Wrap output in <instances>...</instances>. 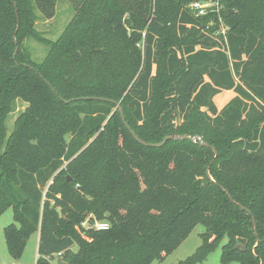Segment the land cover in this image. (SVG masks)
<instances>
[{
  "label": "trees",
  "instance_id": "1",
  "mask_svg": "<svg viewBox=\"0 0 264 264\" xmlns=\"http://www.w3.org/2000/svg\"><path fill=\"white\" fill-rule=\"evenodd\" d=\"M193 1L70 0L50 40L36 22L58 0H0V216L13 209L14 259L39 231L36 264H152L202 224L178 264L224 238L223 263L264 264V0H227L226 36ZM27 37L48 46L42 61ZM224 90L236 96L219 110ZM17 99L27 108L8 135ZM130 129L200 139L147 146Z\"/></svg>",
  "mask_w": 264,
  "mask_h": 264
},
{
  "label": "rangeland",
  "instance_id": "2",
  "mask_svg": "<svg viewBox=\"0 0 264 264\" xmlns=\"http://www.w3.org/2000/svg\"><path fill=\"white\" fill-rule=\"evenodd\" d=\"M200 1L208 4L206 8V15H204L208 17L205 21L207 27H217V25L221 24V22L222 24L227 23V20L224 16V14L227 13V8L218 11L214 5V0ZM74 13L75 11L70 0H58L56 15L53 18L46 19L38 13L36 29L43 37L48 38L50 40H55L59 37V35L64 30L65 26L72 19ZM24 46L26 51L31 55L32 59L38 62L44 59L48 51L47 45L42 44L31 37H27L24 39ZM235 96L236 92L234 90H224L214 98V101L218 109L221 110ZM26 108V102L20 99H17L15 101L14 107L6 120L8 135L12 133L15 128V122L17 118L23 111H25ZM202 111H205V109H202ZM179 123L180 121L177 120V124ZM14 221V212L12 208L7 209L0 216V255L4 261H6L7 258H12L6 244L4 228L7 225L13 223ZM206 231L207 230L204 225L198 224L194 228V230H192L188 234V236L182 241V243L170 254H168L164 258V260H156L152 264H178L179 262L186 260L187 258L192 256L196 252V250L202 245V234ZM34 236L33 239H29L30 242L28 240L29 243L27 242L26 248L22 255L24 256L23 262H26V264L37 263V248L34 245V240L36 237ZM226 242L227 238H224L223 241H221L219 245L208 254L207 259L203 263L198 262L196 264H239L237 261H232L229 263L222 262V248ZM56 261L57 260H55L54 263H56Z\"/></svg>",
  "mask_w": 264,
  "mask_h": 264
},
{
  "label": "built area",
  "instance_id": "3",
  "mask_svg": "<svg viewBox=\"0 0 264 264\" xmlns=\"http://www.w3.org/2000/svg\"><path fill=\"white\" fill-rule=\"evenodd\" d=\"M227 0H214V5L216 7V9L219 11H221L222 9L226 8L225 4H226ZM230 1V0H229ZM206 3L201 2L200 0H196L190 3L189 8L193 11V13L197 16H204L206 15V8H207ZM219 31L217 32V34H219V32L226 36L227 31L229 30V26L226 24H219ZM84 225H87V223H85ZM94 227L97 228L98 230H103V229H107L110 227V223L107 221H96L94 223Z\"/></svg>",
  "mask_w": 264,
  "mask_h": 264
},
{
  "label": "water",
  "instance_id": "4",
  "mask_svg": "<svg viewBox=\"0 0 264 264\" xmlns=\"http://www.w3.org/2000/svg\"><path fill=\"white\" fill-rule=\"evenodd\" d=\"M15 43H17L16 42V40H15ZM17 53V49H16V51H15V54ZM118 107H119V109H120V112L122 113V118H123V121L125 122V124H127V122H126V119H125V117H124V115H123V111H122V107L120 106V105H118ZM130 131H131V133L133 134V136L141 143V144H144V145H147V146H155V147H160V146H163L168 140H171V139H192V140H197V139H200V138H197V137H191V136H189V135H168V136H166L165 138H164V140L162 141V142H159V143H148V142H146V141H144V140H142L136 133H135V131L134 130H132V129H130ZM201 142L203 143V144H206V142H204V141H202L201 140ZM70 179H71V177H69ZM254 224L256 225V223H255V221H254ZM238 248L239 249H242V250H246V245H244V246H241V245H239L238 246Z\"/></svg>",
  "mask_w": 264,
  "mask_h": 264
},
{
  "label": "crops",
  "instance_id": "5",
  "mask_svg": "<svg viewBox=\"0 0 264 264\" xmlns=\"http://www.w3.org/2000/svg\"><path fill=\"white\" fill-rule=\"evenodd\" d=\"M33 236L36 237L34 240V245L37 248V258H38V255H39L38 254V247H39V240H40V232L39 231L35 232L34 234L31 235V237L29 239L30 240L33 239ZM30 240H29V242H30ZM23 259H24V256H22L20 259H14L13 257L7 258L6 261H4L0 255V264L1 263H3V264H26V262L25 263L23 262Z\"/></svg>",
  "mask_w": 264,
  "mask_h": 264
}]
</instances>
